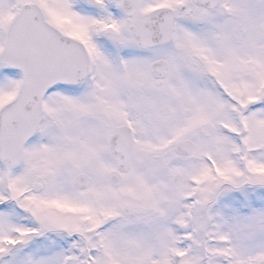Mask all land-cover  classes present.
Returning a JSON list of instances; mask_svg holds the SVG:
<instances>
[{"label": "snow or ice", "instance_id": "6c2138e0", "mask_svg": "<svg viewBox=\"0 0 264 264\" xmlns=\"http://www.w3.org/2000/svg\"><path fill=\"white\" fill-rule=\"evenodd\" d=\"M0 264H264V0H0Z\"/></svg>", "mask_w": 264, "mask_h": 264}]
</instances>
